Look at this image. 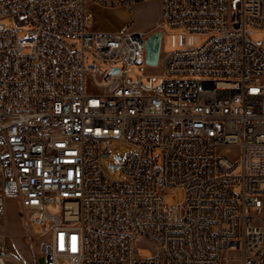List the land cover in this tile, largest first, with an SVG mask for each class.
<instances>
[{"label":"built area","instance_id":"obj_1","mask_svg":"<svg viewBox=\"0 0 264 264\" xmlns=\"http://www.w3.org/2000/svg\"><path fill=\"white\" fill-rule=\"evenodd\" d=\"M87 1L0 0V264L12 198L39 264H264V0H160L184 47L150 84V30L97 32Z\"/></svg>","mask_w":264,"mask_h":264},{"label":"rangeland","instance_id":"obj_2","mask_svg":"<svg viewBox=\"0 0 264 264\" xmlns=\"http://www.w3.org/2000/svg\"><path fill=\"white\" fill-rule=\"evenodd\" d=\"M108 1V0H107ZM109 2V1H108ZM110 3H113L110 1ZM133 13L130 18V27L148 30L153 26V22L157 19L158 10L156 3L153 0H131ZM88 5V1H87ZM7 24V21L2 22ZM154 31L159 28L153 29ZM150 30V33L154 32ZM162 31V45L160 53V63L158 65H143L142 70L138 66H134L130 71V76L138 78L144 76V81H148L149 76L157 77L158 81L164 77V72L161 67V59L164 55L174 52L184 47L183 32L181 28H174L163 24ZM23 32H21V35ZM252 39H263L264 32L261 30H254L251 35ZM209 38V35L203 33H187L185 44L188 46H200L204 44ZM86 86L89 91L98 92L100 87L93 81L91 74L86 75ZM128 150L127 145L123 142L115 141L111 147V157L104 161L107 173L114 177L121 179L123 173L120 169H111L109 163L112 161L118 165L116 155L123 156ZM238 151L235 149L231 155H237ZM185 192L183 189H177L175 192H170L165 197V203L171 206H178L184 202ZM6 221L8 228V236L4 242V253L7 256V264H39L40 262V240L29 223L27 215L20 207L19 201L12 198L8 200V209L6 213ZM139 257H149L152 255V248L146 244L138 243L136 245Z\"/></svg>","mask_w":264,"mask_h":264},{"label":"crops","instance_id":"obj_3","mask_svg":"<svg viewBox=\"0 0 264 264\" xmlns=\"http://www.w3.org/2000/svg\"><path fill=\"white\" fill-rule=\"evenodd\" d=\"M109 1V2H108ZM88 0L89 9L94 16L93 29L97 32H115L130 26L133 13L131 0ZM112 1L113 3H110ZM158 10L157 19L148 30L158 28L160 23V0H153ZM132 29H141L132 28ZM154 31V30H153Z\"/></svg>","mask_w":264,"mask_h":264},{"label":"water","instance_id":"obj_4","mask_svg":"<svg viewBox=\"0 0 264 264\" xmlns=\"http://www.w3.org/2000/svg\"><path fill=\"white\" fill-rule=\"evenodd\" d=\"M162 45V31L159 29L146 37V61L149 65H158ZM116 71L118 69H115ZM119 159V156H116ZM114 165L110 164V168ZM118 167V166H116Z\"/></svg>","mask_w":264,"mask_h":264},{"label":"bare ground","instance_id":"obj_5","mask_svg":"<svg viewBox=\"0 0 264 264\" xmlns=\"http://www.w3.org/2000/svg\"><path fill=\"white\" fill-rule=\"evenodd\" d=\"M4 264H7V262H6V261H4Z\"/></svg>","mask_w":264,"mask_h":264}]
</instances>
